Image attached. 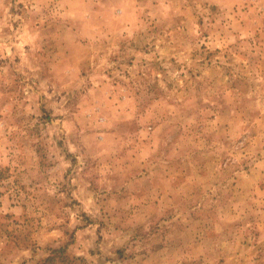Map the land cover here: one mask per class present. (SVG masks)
Masks as SVG:
<instances>
[{
    "label": "rangeland",
    "instance_id": "1",
    "mask_svg": "<svg viewBox=\"0 0 264 264\" xmlns=\"http://www.w3.org/2000/svg\"><path fill=\"white\" fill-rule=\"evenodd\" d=\"M0 264H264V0H0Z\"/></svg>",
    "mask_w": 264,
    "mask_h": 264
}]
</instances>
